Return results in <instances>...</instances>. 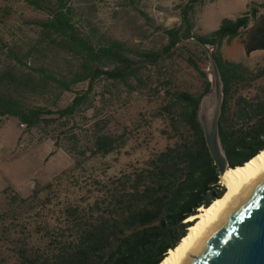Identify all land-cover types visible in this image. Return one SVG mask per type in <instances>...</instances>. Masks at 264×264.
Masks as SVG:
<instances>
[{
    "label": "rangeland",
    "instance_id": "rangeland-1",
    "mask_svg": "<svg viewBox=\"0 0 264 264\" xmlns=\"http://www.w3.org/2000/svg\"><path fill=\"white\" fill-rule=\"evenodd\" d=\"M253 1L262 0H68L67 7L94 40L116 38L141 49H162L168 43L165 28L182 25L183 10L189 12L194 34L204 35L224 18L244 13ZM259 10L248 28L223 41L225 59L250 68L264 64V49L250 55L245 51L252 30L264 20V8ZM50 14L26 0H0V73L21 75L40 64L69 72L80 64L79 55L44 32L42 23ZM140 77L96 80L74 118L27 128L17 117L0 116V264L45 258L58 244L78 236L82 224L120 219L132 184L129 176L149 170L157 154L188 132L181 106L169 109L174 101L168 90L200 94L206 77L213 83V67L206 48L193 43L159 65L143 68ZM213 86L205 95L209 117L215 104ZM87 89V83L78 84L55 104L58 91L50 87L45 98L36 95L32 101L66 106ZM234 91L257 102L264 97V79L242 82ZM98 132L115 140L111 152L96 151Z\"/></svg>",
    "mask_w": 264,
    "mask_h": 264
},
{
    "label": "trees",
    "instance_id": "trees-1",
    "mask_svg": "<svg viewBox=\"0 0 264 264\" xmlns=\"http://www.w3.org/2000/svg\"><path fill=\"white\" fill-rule=\"evenodd\" d=\"M26 1L51 12L42 23L44 32L54 37V42L59 40L69 52L79 55L81 60L69 72L40 64L21 75L10 70L0 73V116L17 117L27 128L45 121L74 118L96 80L128 82L133 78L141 81L143 68L159 65L188 45L205 43L217 49L214 55L224 94L219 132L230 167L245 164L264 149V97L250 102L242 95L235 96L234 91L242 82L264 79V64L250 68L240 61L225 59L220 51L225 39H234L258 17L264 0L251 2L244 13L224 18L216 30L204 35L194 34L189 12L183 10L182 25L165 28L168 43L162 49H141L116 38L94 40L74 22L67 7L68 0ZM258 49H264V20L252 30L245 45L247 55ZM81 83H87L88 89L77 92L66 106L55 105L60 104L65 92L73 91L74 86ZM212 86V81L206 77L200 94L168 90L174 101L169 109L181 106L184 127L192 134L184 131L179 140L156 155L149 170L129 176L132 184L123 200L126 212L120 219L111 222L103 218L82 224V232L70 242L58 244L45 258H29L26 264H159L194 222L186 220L201 207L211 205L226 190L198 116L200 102ZM50 87L58 91L53 106L32 101L36 95L44 97ZM114 142L109 134H95L94 145L99 153L111 152ZM67 151L73 153L71 149Z\"/></svg>",
    "mask_w": 264,
    "mask_h": 264
},
{
    "label": "water",
    "instance_id": "water-1",
    "mask_svg": "<svg viewBox=\"0 0 264 264\" xmlns=\"http://www.w3.org/2000/svg\"><path fill=\"white\" fill-rule=\"evenodd\" d=\"M202 44L213 67L215 104L211 117L203 115L202 108L209 100L208 96H204L200 102L198 116L207 147L221 177L230 167L219 132L224 98L223 82L213 49L205 43ZM186 264H264V177L237 199L222 223L199 246Z\"/></svg>",
    "mask_w": 264,
    "mask_h": 264
},
{
    "label": "bare ground",
    "instance_id": "bare-ground-1",
    "mask_svg": "<svg viewBox=\"0 0 264 264\" xmlns=\"http://www.w3.org/2000/svg\"><path fill=\"white\" fill-rule=\"evenodd\" d=\"M207 100L202 114H209ZM264 177V149L243 165L228 167L221 175L226 190L208 207L190 216L186 221H194L187 234L175 248H171L159 264H186L199 246L210 236L214 229L222 223L230 207L259 179Z\"/></svg>",
    "mask_w": 264,
    "mask_h": 264
}]
</instances>
